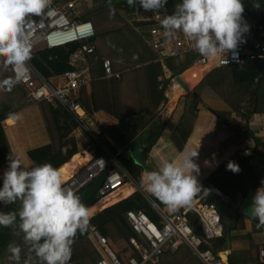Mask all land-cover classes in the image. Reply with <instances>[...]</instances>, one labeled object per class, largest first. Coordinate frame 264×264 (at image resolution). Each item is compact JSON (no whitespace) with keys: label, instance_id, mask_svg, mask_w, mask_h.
I'll use <instances>...</instances> for the list:
<instances>
[{"label":"trees","instance_id":"16d2710c","mask_svg":"<svg viewBox=\"0 0 264 264\" xmlns=\"http://www.w3.org/2000/svg\"><path fill=\"white\" fill-rule=\"evenodd\" d=\"M258 2L261 5L259 8L254 7L253 0H244L245 7L242 15L252 31H256L259 25L264 26V0H258ZM178 3L180 0H167V4L157 12L165 16L169 15L175 10ZM85 6L89 8L87 2ZM89 9L87 13L82 14V18L92 20L96 30L93 38L88 41L89 44L95 46V52L87 55L92 81L89 87L84 85L75 93L87 113L104 111L114 116L115 122L109 125L108 131L109 137L114 143L105 139L104 136H97L99 139L105 140L106 145L113 153H117L118 159L130 171L135 180H142L141 175L144 169L134 163L128 148L137 139H140L145 146L146 160H150L152 164L154 162L150 156L151 149L161 138L171 141L181 152L176 159L177 161L182 154L201 149L205 139L198 140L197 136L202 132L206 137L209 127V122L204 113L200 114L196 132L190 138L187 146L186 143L197 120L195 112L196 95L200 96L202 91L209 87L224 98L236 116L238 114L239 117L241 116L242 127L246 128L242 129V132L251 133L254 144L249 154L241 155L239 151H236L221 162L206 179L199 183L200 191L195 193L192 199L196 198L207 187H217L233 198L237 192L245 195L253 183L260 186L261 178H264V138L254 135L253 131L248 129L254 125L252 116L264 117V76H258L254 70L246 65L242 68L232 66L214 68L194 88L193 91L196 95L190 92L180 96L169 118L161 120L158 117V119L150 121L151 117L146 118L143 114L152 113V107H158L167 102L168 96L165 94V90L168 88L170 80H166L162 85L159 84L158 77L161 73V67L160 63L154 60L157 57L156 53L148 47L139 31L134 28L133 24L119 9H123L129 14L137 11L145 13L151 10H144L139 6V3L133 5L127 3L126 0L116 4L111 1H106L97 6L93 4ZM37 17L38 14L29 15L28 20H35ZM143 23L142 21H135L136 25ZM106 27H113L109 30L110 33L108 32L110 34L108 38L105 35L107 32L102 31V28L105 30ZM122 33L125 35H121ZM134 36L138 38L136 42ZM109 38L111 41L107 42ZM79 44L76 42L55 49L44 48L31 53L30 59L45 77L60 74L73 68L69 64V58ZM140 44L142 47L139 46ZM104 58L111 60L113 70L119 71L120 77L107 78L104 76L102 64ZM188 61H183L179 57L169 60L177 73L188 67L190 63ZM4 79L15 80L16 77L10 65L5 68L0 63V80ZM249 98L251 101L250 109L240 113L243 102ZM27 102L17 80L10 89L0 88V122L26 107ZM38 109L49 141L36 147L27 148L31 160L30 165L47 162L59 168L80 151L73 132L83 122H80L62 105L54 106L51 102L41 101L38 103ZM244 136L242 138H245ZM214 144L215 141L208 138L204 144L206 147L204 150L208 152ZM185 146L186 149L184 150ZM183 150L184 152H182ZM204 150L202 151L205 152ZM102 152V149L98 147L97 155ZM192 159L196 162L195 157ZM230 163L238 165L239 170L233 171L229 168ZM207 170L205 167L199 173H194L197 181L207 173ZM82 191L83 189H79L76 194L83 200ZM93 197L98 200V193ZM154 200L160 205H165L156 197ZM82 203L86 205L88 201ZM0 208L4 211H15L18 208V202L8 206L0 205ZM130 209H142L151 219L156 222L160 221L158 213L148 202L143 192L136 190L130 196L105 207L90 218L89 229L83 234L77 232L73 239L71 258L68 263L98 264L102 252L90 236L91 226H97L103 234L110 235L112 238L132 235L134 231L126 215ZM190 217L194 221L196 215L191 213ZM244 219V214L239 213L232 234L229 237L223 236L214 240L215 250L231 249L233 241L248 238L251 246L246 250L232 249L228 257L229 264H264L259 261L258 244L253 239L252 234L248 232L238 233L245 230ZM9 243L18 244L21 247L20 264H24L25 260H28V264H41L34 253L28 250V245L23 241V233L15 225L0 227V257L3 264H11L7 252ZM159 264L202 263L186 245H182L174 252L164 251Z\"/></svg>","mask_w":264,"mask_h":264},{"label":"built area","instance_id":"2783aa9c","mask_svg":"<svg viewBox=\"0 0 264 264\" xmlns=\"http://www.w3.org/2000/svg\"><path fill=\"white\" fill-rule=\"evenodd\" d=\"M79 1L84 0H48L46 8L35 20L24 23L31 43V53L44 48L54 49L75 42L80 43L69 58L72 69L45 77L31 59L10 66L14 76H19L17 81L29 104L48 101L54 106L62 105L82 122L87 111L75 92L82 86L89 87L91 84L92 75L87 55L95 52V46L88 41L95 35L96 30L92 21L82 18V5L78 6ZM164 16L157 11H147L136 20L144 23L136 25L135 29L156 53L155 61L160 63L165 71L168 70L166 77L172 75V80L177 84L179 83L175 80L174 68L169 62L172 58L179 57L183 61H191L190 66L183 72L199 67L201 73L226 66L242 68L247 66L249 60H264L263 25H259L256 31L249 29L244 33V42L238 44L235 50H230L227 55L221 52L215 58H205L194 50V41L186 38L182 32L177 31L169 37L163 34L164 30L159 21ZM232 51L237 54L235 59ZM2 59L0 57V61ZM102 64L105 77H120V72L113 70L109 58H104ZM179 75L182 77V74ZM91 135L95 154L64 181V187L76 193L89 185L104 170H108V175L98 190L99 198L126 184L136 183L130 171L118 159L117 153L108 148L105 140L99 139L92 131ZM253 144L252 139L245 138L241 155L249 154ZM98 147L103 152L97 155ZM84 166V170H81ZM140 191L146 193L145 188ZM209 194L223 195L224 192L217 187H207L196 198L191 199L188 205L174 210L160 206L153 200L151 205L160 217L159 222L151 219L142 209L128 210L127 219L134 231L128 237L122 235L112 238L103 234L97 226H91L90 236L102 252L98 264H157L164 251H176L182 245H186L202 264H229L223 250H215L214 240L224 236L225 224L214 201L206 200ZM191 213L196 215L201 233L196 232ZM259 259L264 263V245L259 249Z\"/></svg>","mask_w":264,"mask_h":264},{"label":"clouds","instance_id":"9594fccd","mask_svg":"<svg viewBox=\"0 0 264 264\" xmlns=\"http://www.w3.org/2000/svg\"><path fill=\"white\" fill-rule=\"evenodd\" d=\"M85 3L84 0L81 5ZM129 3L135 5L137 0H129ZM138 3L144 10L155 12L163 8L167 0H138ZM47 4L48 0H0V57L3 58L0 63L3 67L30 59L31 43L24 28L25 17L41 13ZM253 5L261 6L258 0H253ZM244 7V0H180L175 10L159 23L166 37L180 31L194 41V50L202 57L215 58L221 52L227 55L244 42V33L250 27L242 15ZM236 55L232 51L234 59ZM160 67V74L165 73L161 64ZM183 71H175V77ZM18 79L19 76L15 80H0V88L10 89ZM165 80L171 83L172 75ZM197 155L198 150L189 151L182 154L179 161L164 160L156 170L148 171L141 182L169 208L188 205L200 191L194 175L199 167L192 159ZM7 159L8 165L0 175V205L18 202V208L15 211L0 208V227H18L28 250L41 264H68L74 237L90 227V208L76 193L64 187L61 171L52 164L29 165L18 152H11ZM228 167L239 170L234 163ZM249 213L259 224H264V178L252 197ZM7 252L11 264H20L18 244L9 243ZM24 264H28V260Z\"/></svg>","mask_w":264,"mask_h":264},{"label":"rangeland","instance_id":"374dc122","mask_svg":"<svg viewBox=\"0 0 264 264\" xmlns=\"http://www.w3.org/2000/svg\"><path fill=\"white\" fill-rule=\"evenodd\" d=\"M119 1H122V0H114V1H111V2L113 4H116ZM104 2H106V0H94V6H97L98 4H102ZM80 10H82L83 13L85 14L90 9L87 8L85 6V4H84L80 8ZM119 10H120V12H122V14H124L126 16L128 21L133 24L134 28L136 27L135 21L138 20L139 18H141L142 16H144V14H145L144 12H140V11H137V12H135L133 14H129L127 12H124L125 10H123V9H119ZM28 18H29V16L25 17L24 23L28 21ZM111 29H113V27H108V28L106 27L105 30H104V28H102V31H106L107 32L105 34L107 38L110 35L109 34L110 33L109 30H111ZM121 35H125V33H122ZM133 38H135V42H136V39H138L135 36ZM110 41L111 40L109 38L107 40V42H110ZM139 46L142 47L141 44ZM148 47L150 48L149 45H148ZM190 64H191V61H190L189 65ZM193 69H195L196 72H198L199 74L201 73L199 67H195ZM209 72L207 71L205 73H201L200 76H202V78L196 85L193 84L195 86L192 87V84L189 83V86L191 87L192 91L204 79V77ZM184 73L185 72H183L182 75ZM160 77H161V74L159 75L158 79ZM171 82H173V81H171ZM160 85H161V81H160ZM174 92L175 93L173 94V87H171V83H170V85H168V88L165 90V94L168 96L167 102H165L164 104H161L158 107H152V113H144L143 115L146 118H150L151 117L150 121L152 119H158V117H160L161 120H166L167 118H169L171 113H172L171 110L173 108L171 103H168L170 98H171L172 102L174 103V102H176V100H179L181 95L187 94L186 91L181 86L177 90L174 89ZM196 97H197V104H196V111L195 112H196L197 116L200 115V109H206L211 114H213L211 112V109H213V110L219 111L220 113H222L224 116H226L228 118V123L227 124L225 122H223V121H220V119L218 118V120L220 121L218 130L219 131L221 130V132L224 135L227 136L226 139H222L220 136L217 135L218 131H216V126H214L213 119H211V122L209 123V127L207 126L208 127V131H207V135H206L207 138L204 137V136L201 137V139L204 138L205 140H204V142L202 144L201 149H199L200 152L198 151V155L195 156V158H196V162L195 163H197V165L199 167V172L202 169H204L205 167L208 169L207 173L202 177L203 179L201 178L202 180H204L217 168V166H219V162L226 160L229 156L234 154L236 151H239L241 154H243L242 147H243V144H244V139L247 138V137L249 139H251V135H250L251 133L248 134L247 132H244V131H243L244 133L242 132V129H246V128L242 127V122L243 121L240 119L241 116L239 117V114H238V116H236L235 112L230 110V108L226 104L224 98L221 97V95H219L217 92H215L212 89H210L209 87H207V88H205L202 91L200 96L196 95ZM250 105H251V101H250V98H249V100H246L245 102H243V104H242V106L240 108V113L246 112L247 109H250V107H251ZM252 118H253V121H255L256 118L258 120H260V121L257 122V125H252L253 127L251 126L250 129H248V130L253 131L254 135L264 138V117L263 116H258V117L252 116ZM109 121H111V119H108L107 116H105V115L101 116V115H94L93 113H91V114L87 113L86 116L84 117L83 121H82L83 123H81L75 129L76 131L74 130L77 142L81 145V147H84L86 145H90V146L92 145L93 147H95L93 145L94 141L92 139L91 131L96 133L99 136H104V138L106 139L108 137V135H109V132H108L109 131V125H110ZM25 122H27V119H23V122L19 121V123H18V125L16 127H9L8 128V130H12L13 131L15 129V130L18 131V133L22 137L23 141L22 140H20V141H21L23 146H27L28 145V144H26V140H28L27 139V134L29 135L32 132L31 126H30L32 124L30 122H27L24 125ZM260 122H263V123H260ZM28 125H29V130L27 129ZM243 136L245 138H242ZM208 138H212L215 141V144L213 145V147L211 149L208 148L209 150L207 152V150H204V147H205L204 144L208 140ZM137 140H140V139H137ZM202 150H204L205 152H203ZM168 153L169 152L164 153L166 155V157H164L163 154L161 153V149H159L157 151L155 150L154 152H152L151 158H152L154 164H152L150 162V160H148V161L146 160L147 163L149 162L148 165H149L150 171L156 170L158 168V166H157L158 164L155 163V160H157V161L159 160L158 163H160V162H162L164 160H173L172 156H170V154H168ZM178 153H175V155H177ZM178 155H180V154H178ZM128 158L131 159L130 157H128ZM84 164H82V165H84ZM84 168H85V166L82 167L81 170H84ZM77 169H76V171H77ZM143 176H146V172L144 170L142 171L141 179H142ZM201 179L198 181V183L202 181ZM131 186H136L137 189H139V190H141L142 188H145V190H146V184H143L141 182V180L137 181L136 183L133 182L131 184ZM145 192L146 193L143 192V194L145 195V197L148 200V202L152 204V201L154 200L155 196H153L147 190ZM238 193L239 192H237L232 199H235L236 196H238ZM160 206H165V205H160Z\"/></svg>","mask_w":264,"mask_h":264},{"label":"crops","instance_id":"0c3cea01","mask_svg":"<svg viewBox=\"0 0 264 264\" xmlns=\"http://www.w3.org/2000/svg\"><path fill=\"white\" fill-rule=\"evenodd\" d=\"M200 72H201V70H200ZM165 73L162 72L161 77L159 78V80L161 81V85L166 81L165 80L166 79ZM168 73H166V74H168ZM197 75H199V74H196L195 76H197ZM198 77H199V79L197 80V82L194 83L195 85L202 78V76L200 77V75ZM193 79H195V77H193L191 75V80H193ZM176 84L177 83L175 81L171 82V87H173V94L175 93L174 89H176L175 88ZM187 84L189 85V82H187ZM195 85H192V87L195 86ZM177 101L178 100H176V102L173 103L171 98H170L168 103H171V105L173 107L172 110L176 106ZM201 113H204L206 115L207 120H208L209 123L211 122V119H213L214 126H216V131H218L217 135L220 136L222 139H226L227 136L224 135L221 132V130L220 131L218 130L219 123H220L218 118L214 114H211L206 109H200V114ZM93 114L94 115H101V116L105 115V116H107L108 119H111V121H109V124H112V123L115 122L114 116H112V115H110V114H108V113H106L104 111L95 112ZM200 117H201L200 115L197 116V120H196L194 129H193V132L190 135V137L188 138L186 146L188 145V143L190 141V138L194 135V132H196L197 126L199 124ZM256 117H258V116H256ZM23 119H27V122H30L32 124V125H30L32 132L29 135L27 134V139H28V140H26V144H28L27 146H23L22 145V143L20 141V140H22V137L20 136V134L18 133L17 130H15V129L13 131L12 130H8L9 127H16L18 125L19 121L23 122ZM259 121L260 120H258L256 118L255 121H253V124L257 125V122H259ZM27 122H25L24 125ZM260 123H263V122H260ZM27 129L29 130V125L27 126ZM75 131L73 132L74 135H75ZM203 136H204V134L201 132V134L197 136L198 140H202L201 137H203ZM75 138H76V135H75ZM106 139L109 140L110 142H113V140L111 139V137H109V135H108V137ZM48 141H49V137H48L46 128H45V126L43 124V121L41 119V116H40V112H39V109H38V103L29 104L27 102V106L26 107H23L19 111L13 113L12 115H10L9 117L5 118L3 121L0 122V175H2L3 171L6 169V167L8 165V159L7 158H8V156H9V154L11 152L12 153H17V152L20 153L22 160L25 163L30 165L31 164V160H30V158L28 156L27 148L28 147H36V146L45 144ZM140 142H141V140H140ZM186 146H185L184 150L186 149ZM79 147H80L79 148L80 151L78 153H80L82 155L85 154V152L89 151L91 153V157H92L95 154V152H96L95 147H93L92 145L91 146L90 145H86L84 147H81V145L79 144ZM159 149H161V153L163 154L164 157H166V155L164 153L169 152L168 154H170V156H172V158L175 159V160L178 158V156H179L178 154L181 153L174 147V144L171 141L165 140L164 138L159 139L156 142V144L152 147L150 156L152 155V152H154L155 150L157 151ZM184 150L182 152H184ZM198 151L200 152V150H198ZM263 151H264V149H263ZM175 153H178V154L175 155ZM158 161L155 160V163L159 165ZM221 162H223V161H221ZM221 162H219V164ZM128 185H131V184H128ZM258 187H259V185L257 183H253L251 188H253V190L256 191V189ZM134 188H135V191H136L137 187L134 186ZM107 196H104V197L98 199L97 202L94 204V205H96V207H98V210L95 212V214L100 212L102 209H104V208H101L100 205L102 203V200L104 198H106ZM165 207H167L169 210H174L172 208H169L167 205H165ZM178 208H175V209H178ZM95 214H93V215H95ZM93 215H91V217ZM244 223H245L244 224L245 225V230L239 231L238 233L244 234V233L248 232V233L252 234L253 239L258 244V250H259L260 247L262 245H264V226L262 224H259L255 219H250V218H247V217H245ZM250 246H251V243H250L249 239L248 238H245V239L242 238V239H238V240L233 241L232 244H231V249H224L223 252L225 253V255L227 257H229V254H230L232 249H235V250H246ZM171 252H174V251H171ZM258 258H259V253H258ZM259 261H260V259H259ZM228 262H229V260H228ZM159 263H157V264H159ZM70 264H74V263H70ZM149 264H156V263H149Z\"/></svg>","mask_w":264,"mask_h":264},{"label":"water","instance_id":"95a60500","mask_svg":"<svg viewBox=\"0 0 264 264\" xmlns=\"http://www.w3.org/2000/svg\"><path fill=\"white\" fill-rule=\"evenodd\" d=\"M85 1L87 2V6L89 8H91L94 4V0H85ZM106 1H114V0H106ZM126 2L129 3V0H126ZM81 4L82 2H78L79 6ZM247 66L250 69L254 70L258 76H264V60H249L247 61ZM175 79L186 91V93L193 92L196 95V93L192 91L191 87L183 80V78H181L180 76H176ZM211 112L221 121L225 123L228 122V118L219 111L211 109ZM128 150L134 163L143 167L144 171L147 174V172L150 171V168L146 161V149L143 143L140 142V140H135L132 144H130ZM107 175H108V170L102 171L89 185L83 188L82 191L83 200L82 199L80 200L81 202L88 201L86 206H88L89 208L97 202V199L94 198L93 196L96 193H98V190L102 186ZM254 193L255 191L253 190V188H250L245 195L239 192L238 196H236L235 199L230 198L225 193L223 195L218 194L215 196L209 194L206 197V200L214 201V203L217 206L220 216L225 224L224 236L229 237L232 234L237 224L239 213L244 214V216H246L247 218L255 219L258 222L256 218L250 216V213L248 214V209L252 204V197ZM193 223L195 225L196 232L201 233V226L200 224H198V219H195ZM262 225L264 226V224ZM0 264H3L1 257H0Z\"/></svg>","mask_w":264,"mask_h":264},{"label":"bare ground","instance_id":"6f19581e","mask_svg":"<svg viewBox=\"0 0 264 264\" xmlns=\"http://www.w3.org/2000/svg\"><path fill=\"white\" fill-rule=\"evenodd\" d=\"M168 71H166L167 73ZM192 73H196L199 74L198 72H196L195 69H190L187 70L181 78H184V80L189 83H191L192 85L197 82V80L199 79V75L197 76H193ZM191 75L193 77H195V79L191 80ZM198 77V78H197ZM201 77V76H200ZM176 89H179L180 86L175 85ZM91 158V153L89 151L85 152V154H80V153H76L74 154L69 161H66V163H64L62 166H60L58 169L61 171V175H62V179L63 181L67 180L68 178H70L73 173L76 171V169L86 163L89 159ZM137 190V188H136ZM135 192V188L134 186L131 185H124L123 187L119 188L118 190L112 192L111 194H109L106 198H104L102 200L101 203V208H105L107 206H110L118 201H120L121 199L130 196L131 194H133ZM98 210V207H96V205H93L90 207V212L91 215L95 214V212Z\"/></svg>","mask_w":264,"mask_h":264}]
</instances>
